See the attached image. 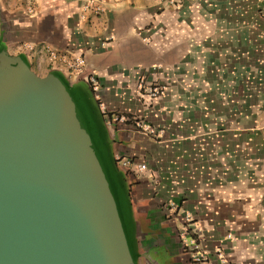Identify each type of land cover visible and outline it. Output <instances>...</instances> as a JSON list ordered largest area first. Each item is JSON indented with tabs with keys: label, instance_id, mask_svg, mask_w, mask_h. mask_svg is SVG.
<instances>
[{
	"label": "crops",
	"instance_id": "0c3cea01",
	"mask_svg": "<svg viewBox=\"0 0 264 264\" xmlns=\"http://www.w3.org/2000/svg\"><path fill=\"white\" fill-rule=\"evenodd\" d=\"M82 1L0 0V48L84 83L92 102L44 48L95 71L111 151L147 167L121 186L136 264H264V0H122L81 20ZM141 83L166 89L149 99Z\"/></svg>",
	"mask_w": 264,
	"mask_h": 264
},
{
	"label": "water",
	"instance_id": "95a60500",
	"mask_svg": "<svg viewBox=\"0 0 264 264\" xmlns=\"http://www.w3.org/2000/svg\"><path fill=\"white\" fill-rule=\"evenodd\" d=\"M83 86L0 48V264H136L125 172Z\"/></svg>",
	"mask_w": 264,
	"mask_h": 264
},
{
	"label": "built area",
	"instance_id": "2783aa9c",
	"mask_svg": "<svg viewBox=\"0 0 264 264\" xmlns=\"http://www.w3.org/2000/svg\"><path fill=\"white\" fill-rule=\"evenodd\" d=\"M122 0H84L82 1L79 8V18L81 20L86 19L89 15L94 17H99L103 15L106 9L109 6H113ZM160 2H167L168 5H173L176 3V0H158ZM29 50H32V46H28ZM44 50L47 52L50 61L58 60V58L65 63V67L69 71V73L74 77H81L87 85L90 87L93 92L95 99L98 102L99 108L101 110L102 115H106V111L104 107H102V103H100L99 99L96 97V91L98 90V83L95 71L93 69H88L86 66L85 58L81 55H71L66 58V55H61L51 49L49 46H45ZM139 88L142 89L145 93V96L149 99H154L163 95L165 92L164 86H152V85H144L141 83ZM124 120L122 117L115 118L114 121ZM106 124L111 126L112 120L106 119ZM134 125L144 133H147L151 136H156L158 130L150 125L144 124L140 121H135ZM114 159L116 165L125 172V174L136 173L140 174L146 171V164L143 162L135 163L130 157L114 154ZM186 221H192V216L190 214L185 215ZM190 226V225H189ZM185 237L186 244L189 247L191 252H195L193 258L195 262H202L204 253L200 251L201 248V234L200 231L196 227H186L182 233ZM223 262H226L223 261ZM226 264V263H225Z\"/></svg>",
	"mask_w": 264,
	"mask_h": 264
}]
</instances>
